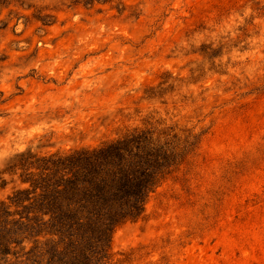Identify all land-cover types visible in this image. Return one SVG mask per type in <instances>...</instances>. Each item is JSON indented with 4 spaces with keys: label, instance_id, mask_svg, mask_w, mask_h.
Segmentation results:
<instances>
[{
    "label": "rangeland",
    "instance_id": "obj_1",
    "mask_svg": "<svg viewBox=\"0 0 264 264\" xmlns=\"http://www.w3.org/2000/svg\"><path fill=\"white\" fill-rule=\"evenodd\" d=\"M77 1L0 0V203L15 154L154 118L199 149L115 228L114 261L264 264V0Z\"/></svg>",
    "mask_w": 264,
    "mask_h": 264
},
{
    "label": "trees",
    "instance_id": "obj_2",
    "mask_svg": "<svg viewBox=\"0 0 264 264\" xmlns=\"http://www.w3.org/2000/svg\"><path fill=\"white\" fill-rule=\"evenodd\" d=\"M199 144L191 132L149 118L94 148L15 154L3 171L20 187L0 203V264H118L115 228L142 217Z\"/></svg>",
    "mask_w": 264,
    "mask_h": 264
}]
</instances>
